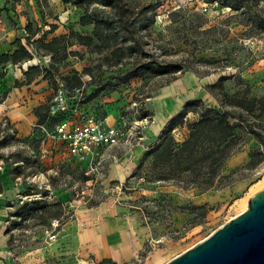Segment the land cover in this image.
<instances>
[{"label": "rangeland", "instance_id": "rangeland-1", "mask_svg": "<svg viewBox=\"0 0 264 264\" xmlns=\"http://www.w3.org/2000/svg\"><path fill=\"white\" fill-rule=\"evenodd\" d=\"M127 1L132 7L153 5L155 11L136 17V29L127 34L128 45L133 49L125 53L120 64L114 60L103 61L110 56L111 50L98 54L73 45L66 53H74L56 66L54 79L70 97L69 105L79 104V109L84 112L107 118L108 124L121 127L124 133L132 132L130 139L136 142L147 136L154 145L171 128H174L171 135L176 141L186 138L188 122L180 126L176 122L181 114L183 117L188 114L190 122L198 119V114L186 111L187 103L192 100H200L207 108L239 113V108L230 105L234 97L238 100L264 96V0H245L236 12L222 7L226 0ZM18 2L12 0V8L0 10V17L14 32V41L20 40L32 54L31 66L48 69L52 64L50 56L35 43L42 34L48 33V27L58 23L65 31L63 35L69 34L70 29L86 35L92 29L78 24L85 9L66 5L65 9L45 12L46 7H55L62 0H54L53 5L49 0H36L16 12L14 9L18 8L14 3ZM32 7L36 15L40 14L39 26L35 25ZM11 11L18 20L25 18L19 22V27L13 22ZM87 12L98 19L106 18L108 14L107 10L97 6ZM28 24L32 30H38V34L29 40L24 31ZM56 36L60 35L48 34L45 42ZM167 69L177 71L157 73ZM63 77L68 80L61 81ZM47 81L52 92L44 107L52 102L60 85L55 87L49 79ZM96 90L99 92L90 98ZM44 111H39V115H44ZM144 118H151L155 123L141 124ZM253 119L250 117V121ZM260 123L264 128V116ZM157 127L160 130L155 135L153 131ZM37 137L35 126L33 134L24 138L6 117L0 118V183L3 189L0 194V259L6 264H16L6 248L8 237L4 235L6 219L12 211L9 206L25 201L24 193L30 185H33L31 193L48 191V197L54 198L49 201L62 203L73 215L59 231H56V221L49 229L37 226L35 220L25 222V227L19 231L14 230L15 237H19L28 249L17 258L19 264H34L37 260L55 262L56 258H50L48 252L67 244L80 225L90 226L89 220L96 215L125 216L135 220L137 225L145 228V241L135 264H166L243 212L247 199L264 188V162L251 169L240 167L242 169L235 178L248 180V186L242 191L225 192L237 181L216 191L219 196L204 203L207 211L200 217V212L189 213L190 208L203 205L192 202L190 192L194 189L183 190L190 193L186 197L177 191L182 190L180 188L165 183L149 184L143 179L131 181L127 188H122L150 147H137L138 150L126 157L120 155L116 161L112 160L111 152L105 151L107 161L102 168L85 175V164H77L70 157L39 158ZM256 147L258 143L246 137L239 152L246 151L249 155ZM139 150L142 156L134 166ZM121 151L116 153L121 154ZM118 160V166L111 168L110 165ZM148 165L146 161L141 167V178H145ZM82 177L89 180L84 181ZM88 263L100 264L93 256L88 258Z\"/></svg>", "mask_w": 264, "mask_h": 264}, {"label": "trees", "instance_id": "trees-1", "mask_svg": "<svg viewBox=\"0 0 264 264\" xmlns=\"http://www.w3.org/2000/svg\"><path fill=\"white\" fill-rule=\"evenodd\" d=\"M244 1L226 0L222 7L236 12L241 9ZM62 3L77 9H85V13L80 17L78 24L81 27H92L91 31L86 35H79L70 29L69 34L56 36L49 42H45L46 36L53 34L56 29L54 25L48 27V33L42 34L35 43L38 45L37 48L43 49L50 56L52 64L48 69L38 65L28 66L26 70H23L25 81L22 83L15 81V88L30 84L37 77L44 80L49 79L55 87L59 85L60 83L54 79V75H57L55 68L65 61L70 53H74H66V50L73 45L85 47L90 52L98 54L111 50L110 56L105 57L103 61L114 60L116 64H120L125 58V53L131 52L133 49L128 45L127 34H131L130 31L136 29V17L146 12L155 11L153 5L132 7L127 0H62ZM94 6L107 10V17L98 19L89 14L87 10ZM149 24L151 26L152 22ZM24 31L28 35V40L29 38L33 39L38 34V30H32L29 24ZM13 46V51L0 54V79L5 77L8 66L23 64L32 59V54L22 45L20 40L14 41ZM50 70L53 71V74ZM175 70L167 69V71L157 73L166 74ZM67 80L68 77L61 78V81ZM59 88L63 89L61 84ZM98 92L99 90L94 91L90 98L95 97ZM5 97L6 93L0 97V103ZM230 105L233 108H239L240 112L234 113L233 111L207 108L203 106L200 100L188 102L186 111L198 114V119L188 122L186 138L180 142L176 141L171 135L174 128L164 132L160 139H157V142L145 152L137 167L125 179L122 188H127V184L137 179H143L149 184L165 183L182 190L194 189L199 193L215 192L229 187L239 181L235 176L242 168H237L228 173L225 169L226 163L231 157L239 153L241 144L246 137L255 140L258 147L250 151L249 162L245 165V169L255 168L262 164L264 162V128L260 121L261 117L264 116V96L238 100L234 97ZM47 107L42 106L37 109V124H42L46 120ZM43 109H45L44 115H39V111ZM250 117L254 118L253 121H250ZM182 118L181 114L176 125L184 124ZM37 143L39 144V140ZM146 161L149 162L148 170L144 175L145 178H141V167ZM82 179L84 181L89 180L87 177H82ZM27 189L28 191L24 193L25 201H21L17 206H9L12 211L8 213L4 231L8 237L7 248L11 253V260L16 264H19L17 263L19 255L28 249L19 241V237H15L14 230L19 231L25 227L23 225L25 222L35 220L37 226L49 229H51V224L56 221L58 224L56 231H58L73 215V212L68 211L62 203L56 200L49 201L54 198L48 197V191L31 193L30 190H33V185ZM2 190L0 183V194ZM205 208L206 204L192 207L189 213L200 212V217H204L207 211ZM62 216L65 219H61ZM0 261L2 264H6L3 259ZM102 263L104 262H100V264Z\"/></svg>", "mask_w": 264, "mask_h": 264}, {"label": "crops", "instance_id": "crops-1", "mask_svg": "<svg viewBox=\"0 0 264 264\" xmlns=\"http://www.w3.org/2000/svg\"><path fill=\"white\" fill-rule=\"evenodd\" d=\"M11 1L12 0H0V10H3L4 8L8 10V8H12ZM33 2H36V0H19L18 3H14L18 8L14 10H16V12L17 10H24L25 6L28 7V4H32ZM49 2L51 5L54 4V0H49ZM61 7L65 9L67 6L61 2H59V4L57 2L55 7H46L45 12L59 11ZM32 9L33 7L31 10ZM10 13L12 17L14 15L13 22H16V27H19V22L23 21V19L25 20V18L21 17V19L18 20L14 11H11ZM33 18L36 22L35 25L39 26L37 19L40 18V14L36 15L33 11ZM46 18H49V15H47ZM0 22V54H5L14 50L13 43L15 35L13 31L6 27L2 17H0ZM56 24V26L54 25L56 27L54 33L56 35L65 34L63 27L58 23ZM32 63V60L26 62L27 67L31 66ZM23 65L24 63L15 66H8L5 77L0 79V97L6 93V97L0 103V118L6 117L10 125L17 130L19 136L26 138L33 134L34 126L38 122L36 111L45 104L52 89L49 86L48 81L41 77L35 78L30 84L21 85L20 87L15 88V81L21 83L25 81L22 69ZM105 122L108 124L107 118L105 119ZM158 130H160L159 127H157V130L155 129L153 133L157 135L156 133ZM137 147L144 148L139 145L133 147L131 150L120 148V150L123 151H121V154L116 153L119 150L115 151V156L112 157V160L116 161L120 155L126 157L133 151L138 150ZM50 156L53 157L54 160L57 156L68 157L59 144L56 146V149L51 152ZM141 156L142 153L139 150L134 160V166ZM119 161L120 160L115 162L114 165H110L111 168L114 166L117 167ZM248 162V153L246 151H241L227 161L225 166L226 172L229 173L232 170L243 167ZM108 173L109 172H107V175ZM248 184V180H241L235 184L234 187L228 188L225 192L235 190L242 191L248 186ZM177 191L183 192V196L186 197L191 193L193 198L192 202L197 205L209 202L210 198L219 196L216 195V191L199 193L198 191L193 190L187 194L183 190ZM174 194L177 193L174 192ZM89 224L90 226H87V224L82 223L80 228L71 235L72 239L67 244L63 246L60 245L61 247L59 246V248H55L53 252H48L50 258H56L55 262L44 263L41 260H37L34 264H89L88 258L90 256H93L97 263L111 261L115 264H135L139 258V251L145 241L144 227L139 224L137 225L135 220L125 216L109 218L103 215H96L89 220ZM5 237L7 236L5 235ZM1 248L3 249V247Z\"/></svg>", "mask_w": 264, "mask_h": 264}, {"label": "built area", "instance_id": "built-area-1", "mask_svg": "<svg viewBox=\"0 0 264 264\" xmlns=\"http://www.w3.org/2000/svg\"><path fill=\"white\" fill-rule=\"evenodd\" d=\"M26 68L27 64L24 63L22 69ZM69 104L70 97L59 88L47 107L46 120L35 125L39 140V158L49 157L59 144L68 157L74 159L77 164H85L84 172L88 175L102 168L107 161L104 157L105 151L111 152L114 157L115 151L120 148L131 150L137 145L144 148L153 145L152 139L147 136L140 137L136 142L130 139L132 132L124 133L121 127L106 124L105 118L79 109V104ZM189 121L188 114L182 118L184 124ZM143 123L153 125L155 120L144 118L141 121V124Z\"/></svg>", "mask_w": 264, "mask_h": 264}, {"label": "water", "instance_id": "water-1", "mask_svg": "<svg viewBox=\"0 0 264 264\" xmlns=\"http://www.w3.org/2000/svg\"><path fill=\"white\" fill-rule=\"evenodd\" d=\"M166 264H264V188L243 212Z\"/></svg>", "mask_w": 264, "mask_h": 264}, {"label": "bare ground", "instance_id": "bare-ground-1", "mask_svg": "<svg viewBox=\"0 0 264 264\" xmlns=\"http://www.w3.org/2000/svg\"><path fill=\"white\" fill-rule=\"evenodd\" d=\"M261 189H262V188H261ZM261 189H260V190H261ZM258 191H259V190H258ZM255 193H256V192H255Z\"/></svg>", "mask_w": 264, "mask_h": 264}]
</instances>
